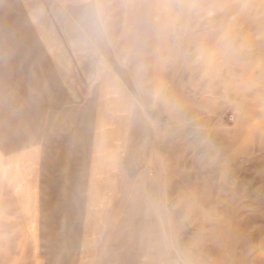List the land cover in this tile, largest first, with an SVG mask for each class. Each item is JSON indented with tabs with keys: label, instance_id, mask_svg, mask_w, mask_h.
<instances>
[{
	"label": "rangeland",
	"instance_id": "rangeland-1",
	"mask_svg": "<svg viewBox=\"0 0 264 264\" xmlns=\"http://www.w3.org/2000/svg\"><path fill=\"white\" fill-rule=\"evenodd\" d=\"M57 1L0 0V264H264V0ZM100 113L151 151L96 202Z\"/></svg>",
	"mask_w": 264,
	"mask_h": 264
},
{
	"label": "crops",
	"instance_id": "crops-1",
	"mask_svg": "<svg viewBox=\"0 0 264 264\" xmlns=\"http://www.w3.org/2000/svg\"><path fill=\"white\" fill-rule=\"evenodd\" d=\"M57 4L62 6H90L98 4V1L58 0ZM74 16L78 21L90 20L89 17H86L87 15L80 13L74 14ZM105 87V82H101L100 88L103 92ZM102 101L104 102L100 99V102ZM138 114L136 117L132 115L129 131L123 130L122 132V125L119 123V129L114 130V135L102 128L104 120H106L105 116L101 113L97 114L93 121L94 126L90 136L81 133V141L75 138L73 141L72 139L68 140L70 146L63 150H67V153L70 152V156L67 157L69 154H65V157L60 158L62 161L56 162L55 165L64 168L65 172L62 169H59L58 172L59 174L64 172L65 181L72 184L71 190L73 187L78 188L79 183L85 182L86 197L99 202L101 197L110 195L115 191L111 184L112 181L114 182V178L118 176L117 181L121 183L127 181L124 171L122 172V167L127 162L133 163L143 154L146 155L147 159L149 158L151 148L143 145L146 132L143 125L144 120ZM125 133L127 140H125ZM109 135L114 136V138L110 140ZM130 135H134L135 139L130 140Z\"/></svg>",
	"mask_w": 264,
	"mask_h": 264
}]
</instances>
